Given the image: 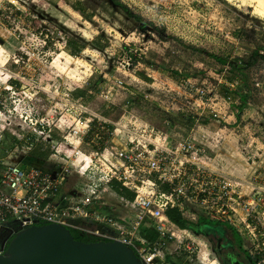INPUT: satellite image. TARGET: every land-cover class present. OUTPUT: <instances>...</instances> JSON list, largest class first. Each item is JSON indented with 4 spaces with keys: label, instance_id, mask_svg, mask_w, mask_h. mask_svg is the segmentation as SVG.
Segmentation results:
<instances>
[{
    "label": "clouds",
    "instance_id": "1",
    "mask_svg": "<svg viewBox=\"0 0 264 264\" xmlns=\"http://www.w3.org/2000/svg\"><path fill=\"white\" fill-rule=\"evenodd\" d=\"M29 2L57 18L49 30L55 46L29 52L30 30L13 13H31L0 0V25L11 26L0 51L12 61L0 71L23 83L13 89L5 77L0 85V160L7 165L34 146L45 152L53 176L80 188L84 198L73 208L85 217L111 195L113 177L130 187L151 181L146 200L129 194L110 203L112 220H129L135 234L149 204L171 201L179 228L160 223L157 207L154 246L139 259L122 249L130 264H203L202 248L217 264L209 242L219 233L200 217L225 207L248 248L264 254V0ZM64 53L71 60L61 67ZM35 176L0 168V221L40 213L52 185ZM229 251L217 246L223 264Z\"/></svg>",
    "mask_w": 264,
    "mask_h": 264
},
{
    "label": "built area",
    "instance_id": "2",
    "mask_svg": "<svg viewBox=\"0 0 264 264\" xmlns=\"http://www.w3.org/2000/svg\"><path fill=\"white\" fill-rule=\"evenodd\" d=\"M88 162H85V166H87ZM43 165L44 164L35 161H29L27 158L19 157V155L13 156L7 165H5L2 160H0V168L16 166L26 174H31L32 172H35L36 176L34 177V179H36L38 183L42 182L43 178L47 176L48 182L52 185V187H49L47 189L46 196L39 202V207L41 210L39 214L8 213L3 217L2 221H0L1 225H4L5 227L12 229V224L14 223L17 225V227L13 229L16 232L20 230L19 228H26L36 222L60 223L67 226L69 229H75L96 236L99 238V240H120L126 245L131 246L136 251L138 256H140L142 252L146 254L149 249L153 248L155 243V242H150L149 240L151 239L146 238L144 236L145 233L142 234L141 230L139 229L147 221L150 223H154V228H155L154 231L156 233V239H157L160 228H159V224L157 223L158 217L153 215V212L156 211L157 207L159 208L160 211V217H159L160 223H163L164 220H168L171 222L173 226H177L169 218L167 214V212L170 209H173V205L171 201H164L160 203L158 206H153L149 204L148 206L153 209V212L147 213L143 220L138 221V227L136 228L135 234H133L131 228L129 227L130 225L129 220L127 219L112 220L111 215L99 209H95L93 207L86 208L84 210L88 213V215L86 217L81 216L77 212H75L73 205L77 204V202L81 201L84 198L83 194L80 195V197L75 201H69L66 205H62L59 202H57V198L62 195L63 187L67 179L64 178L63 176L54 177L52 174V169L51 170L45 169ZM113 182H118L123 188L132 192L134 194V197L132 198L133 200H136L137 197H139L140 200H146L154 191L151 181L146 182L145 184L140 185L139 187H130L126 180H117L116 177H113L112 180L108 182L109 190L112 194L119 196L121 199H126V198L121 196L115 191V189L112 186ZM233 195L235 196L236 194L234 193ZM201 198L203 199L206 197L204 196V194H201ZM64 199L66 200V198ZM226 199L227 197H225V200ZM97 201H95V203ZM79 206L83 208V205H79ZM176 208L179 209V204L176 205ZM47 212H53L54 213L53 217H50L47 214ZM204 214H206V216L211 220L223 222L231 225L237 230L239 235L242 237L240 233V226L236 225L230 219H228V217H231L235 214L232 209L225 207L220 212H217L216 209L213 208L205 212ZM96 215H100V219H96L95 218ZM82 219H89L94 224L90 225L83 223L81 221ZM122 229H126V230L122 231ZM6 232L10 234L9 231ZM168 235H171V233H168ZM243 240L245 241L244 238ZM246 252L250 256V258L255 262V264H261V261H264V254L253 252L248 248V246L246 248ZM156 259L159 260L158 257Z\"/></svg>",
    "mask_w": 264,
    "mask_h": 264
},
{
    "label": "water",
    "instance_id": "3",
    "mask_svg": "<svg viewBox=\"0 0 264 264\" xmlns=\"http://www.w3.org/2000/svg\"><path fill=\"white\" fill-rule=\"evenodd\" d=\"M15 227L14 223L12 229L6 227L10 234L0 246V264H130L131 254L122 249L139 259L136 251L120 240H77L60 223L36 222L16 232Z\"/></svg>",
    "mask_w": 264,
    "mask_h": 264
},
{
    "label": "rangeland",
    "instance_id": "4",
    "mask_svg": "<svg viewBox=\"0 0 264 264\" xmlns=\"http://www.w3.org/2000/svg\"><path fill=\"white\" fill-rule=\"evenodd\" d=\"M18 3L22 4L27 9L28 13H31V15H25V13L23 11H21L20 9H16V11L13 13L14 18H16L18 21H23V23L21 24V27L24 28L25 32H29V30H30V34L27 37V44H26V47L29 49V52H32L34 50H42L44 52L52 50L54 48L55 44H54V41L52 40V37L49 36V30H50L51 26L53 25V22L57 18L51 17L50 19H48V17H50L51 14L48 13L46 9H42V8L39 9V11H37L38 6H33V4L29 2V0H18ZM12 7H14V6H12ZM0 11H2V10H0ZM34 16L36 17V20H33ZM46 19H47L46 23H40L39 27H37V20L38 21H45ZM5 29H7V31L10 32L11 26L7 25V24L0 25V47L6 45L8 43V40L10 39V37H8L6 35ZM17 31H18V34H20L21 39L24 40L25 39L24 33H20L19 30H17ZM45 38H47V39H45ZM61 46H63V45H61ZM29 52H19L18 51L17 55L23 56V57H25V59H27ZM70 60H71V55L68 53H64V54H62L60 59H57L56 63L60 64L61 67H63L64 64H66ZM10 63H12V61L10 60L9 56L7 55L6 50L0 51V69H2L3 67H6ZM221 71H223V69H221ZM5 77L7 78V83L9 84V86L11 88L23 90V83L18 78L13 77L11 73L5 74L2 71H0V85H3V83L5 82ZM4 91H5V93H7L9 90L5 89ZM29 154L44 158V160H45L43 163L44 168L51 170L50 165L52 164V162L48 161L47 154L43 151L38 150L35 146L33 147V150L31 152L17 153L16 155H19V157L26 158L27 156H30ZM65 190L67 192H71V193L80 192V188L78 186L73 185V186L69 187V186H67V183L65 186ZM118 197L119 196L114 195V194L105 195V196L101 197L100 202L104 201V202H106L105 206L106 205L109 206L110 203H118L119 202L117 200ZM202 216L207 217L206 214H204V213L202 214ZM210 225L216 226V227L218 225L225 226V225L220 224V223L219 224L215 223V221L213 223H210ZM174 227L179 228L178 226H174ZM139 229L141 230L142 234H144V231L147 232L148 229L152 230V232H154V234H156L154 231V229H155L154 223H150L148 221L145 224H143ZM218 230H219L220 234L225 233L224 227H221V228L219 227ZM5 232H6V227L4 225L0 224V245H1V236ZM177 235H181V233L178 231ZM155 240H156V235H155V237L153 236V238L149 241L155 242ZM241 248H243L244 252H246L247 244L244 240H243V245L241 246ZM200 254H201L203 264H208V261L210 259L208 250L205 248H202ZM213 254H214V252H213ZM165 259H167V256L165 257ZM216 259H217V264H220L217 256H216Z\"/></svg>",
    "mask_w": 264,
    "mask_h": 264
},
{
    "label": "flooded vegetation",
    "instance_id": "5",
    "mask_svg": "<svg viewBox=\"0 0 264 264\" xmlns=\"http://www.w3.org/2000/svg\"><path fill=\"white\" fill-rule=\"evenodd\" d=\"M204 227L205 228L211 227L213 232H216V233H219L218 232L219 227L220 228L224 227L225 233L224 234L219 233L218 241H216L215 244H213V242L211 241L209 242L212 247V251L217 256L220 264H223V261L220 259V256L217 254V246L221 250L230 249V251L228 252V260L230 264H255V262L250 258L248 253L244 252V249L241 248L237 239H235V236L232 230H229L227 227L220 226V225H218L217 227L212 226V225H204ZM8 235L9 233L7 232L2 234L1 245H3V242L5 241V238Z\"/></svg>",
    "mask_w": 264,
    "mask_h": 264
},
{
    "label": "trees",
    "instance_id": "6",
    "mask_svg": "<svg viewBox=\"0 0 264 264\" xmlns=\"http://www.w3.org/2000/svg\"><path fill=\"white\" fill-rule=\"evenodd\" d=\"M112 186L113 188L115 189V191L120 194L121 196L127 198V196L130 194L132 196V198L134 197V194L128 190H126L125 188H123L118 182H113L112 183ZM177 209V208H176ZM178 211L176 212V215L177 216H180L181 219L184 218L182 212L179 211V209H177ZM169 218L179 227V224H177V221L174 220L172 218V209H170L168 212H167ZM200 221L203 225H210V223H213L214 221L211 220V219H208L207 217H204L201 215L200 217ZM215 223H220V224H223L225 225L226 227H228L229 230H232L234 236H235V239H237L238 243L240 246L243 245V239L241 238V236L239 235V233L237 232V230L232 227L231 225L227 224V223H223V222H218V221H215ZM73 236L75 237V239L77 240H82V241H85V242H92V241H97L99 240L98 237L96 236H93V235H90V234H87L85 232H82V231H78V230H75V229H70ZM151 231V230H150ZM202 231V229H201ZM151 234H152V237L156 234H154V232L151 231ZM1 246V245H0Z\"/></svg>",
    "mask_w": 264,
    "mask_h": 264
},
{
    "label": "crops",
    "instance_id": "7",
    "mask_svg": "<svg viewBox=\"0 0 264 264\" xmlns=\"http://www.w3.org/2000/svg\"><path fill=\"white\" fill-rule=\"evenodd\" d=\"M30 156H27L26 158L29 160V161H35V162H38V163H41V164H43L44 163V158H41V157H39V156H35V155H32V154H29ZM53 163V162H52ZM66 183H67V181H66ZM66 183H65V185H64V187H63V192H62V195L61 196H59L58 198H57V202H59L60 204H62V205H66L69 201H75L76 199H78L79 197H80V195H82V193H81V191L80 192H78V193H71V192H67L66 190H65V186H66ZM111 193V192H110ZM112 194V193H111ZM64 198H66V200L64 199ZM101 199V198H100ZM118 202V201H117ZM105 204H106V202H100V200L99 201H97L95 204H94V206H93V208H95V209H99V210H101V211H103V212H105V213H107V214H109V215H113L112 214V211L110 210V208H109V206L108 205H106L105 206ZM117 219H120V218H117ZM121 220V219H120ZM83 223H86V224H90V225H93L94 223L91 221V220H89V219H82L81 220ZM152 231V230H151ZM151 231L148 229L147 230V232L146 231H144V233H146V234H144V236L146 237V238H149V239H152L153 237H152V234H151Z\"/></svg>",
    "mask_w": 264,
    "mask_h": 264
}]
</instances>
